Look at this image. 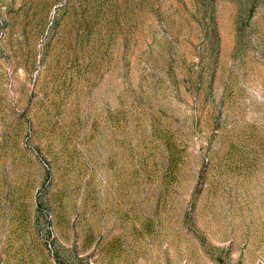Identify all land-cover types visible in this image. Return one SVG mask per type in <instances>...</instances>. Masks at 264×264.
I'll return each instance as SVG.
<instances>
[{
	"label": "rangeland",
	"instance_id": "obj_1",
	"mask_svg": "<svg viewBox=\"0 0 264 264\" xmlns=\"http://www.w3.org/2000/svg\"><path fill=\"white\" fill-rule=\"evenodd\" d=\"M0 264H264V0H0Z\"/></svg>",
	"mask_w": 264,
	"mask_h": 264
}]
</instances>
